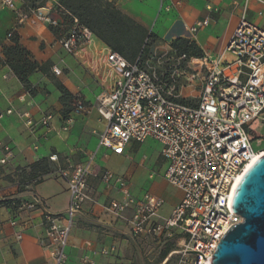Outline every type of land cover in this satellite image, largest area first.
Masks as SVG:
<instances>
[{"label": "built area", "instance_id": "2783aa9c", "mask_svg": "<svg viewBox=\"0 0 264 264\" xmlns=\"http://www.w3.org/2000/svg\"><path fill=\"white\" fill-rule=\"evenodd\" d=\"M18 1L1 2L14 13L15 29L28 19L18 7ZM163 1L160 0V7ZM241 1L239 21L220 53L216 56L204 53L201 57L181 54L179 57L193 72L190 80L197 77L199 82L197 99L190 103L179 100L173 78L167 83L155 70L146 68L139 57L130 62L108 47L104 49L105 63L113 73V81L94 104L105 123L98 135V146L114 155H123L132 143L154 141L160 146L159 156L165 166L162 177L180 190L182 197L170 216L159 221L158 210L163 201L150 193L135 197L124 175L107 169L92 173L93 155L86 164L74 168L64 169L56 164L51 174L66 184L69 194L66 209L59 214L50 213L37 197L21 206L42 211L44 237L40 245L48 251L51 264L68 263L66 249L74 220L86 204L96 203L88 183L90 176L99 178L119 193V198L109 201L105 209L119 218L129 212L130 232L134 238L158 241L161 236H169L174 227L183 230L185 238L177 251L168 254L165 264H211L223 236L243 222L240 215L232 212L231 199L246 168L264 153V149H253L250 134L254 122L264 123V28L250 18V15L264 17V0ZM233 5L237 6L238 0H233ZM207 10H211L210 5ZM29 13L48 26L60 25L53 7L43 6ZM207 24L208 19L197 22L189 33L195 35ZM12 36L13 30L7 34L8 38ZM92 39L93 34L73 18L59 43L66 54L75 56ZM53 73L59 75L60 71L53 69ZM89 110L81 100H75L63 119L61 130L66 132L73 123V116L87 114ZM13 113L10 108L5 115ZM16 115L24 118L30 130L37 125L47 132L51 130L49 114L43 115L38 123H34L28 113L16 112ZM2 116L0 114V118ZM0 148L3 153L0 164H5L13 154L8 146ZM48 159L58 162L56 156ZM154 175L152 172L149 177ZM35 184L36 181L31 183ZM16 238L20 240L21 236L16 235ZM100 253L107 255L109 251ZM80 264L93 262L83 258Z\"/></svg>", "mask_w": 264, "mask_h": 264}, {"label": "crops", "instance_id": "0c3cea01", "mask_svg": "<svg viewBox=\"0 0 264 264\" xmlns=\"http://www.w3.org/2000/svg\"><path fill=\"white\" fill-rule=\"evenodd\" d=\"M60 1L46 0L44 6L54 7ZM109 1L146 28L157 42L194 39L202 54L210 56H216L225 48L239 21L242 7L241 0H238L237 6L233 5V0H164L161 7L160 0ZM1 2L0 59L5 61L3 46L12 45L7 34L13 30V36L30 52L33 60L39 64L50 63L51 71L49 76L39 72L30 75L29 82L34 90L30 94L13 70L7 64H0V114H3L0 118V146H8L13 154L5 164H0V264H51L48 251L40 245L44 237L42 211L27 210L21 206L37 197L44 202L48 212L62 213L69 202L66 184L51 173L36 185L23 187L16 180L20 169L50 156L58 159L57 163H50L52 167L57 164L66 169L87 163L93 155L92 173L107 169L131 181L138 170L133 168L135 165L132 163L136 152V156L141 155L149 161L141 171L145 179L152 181L148 187L144 183L145 193L163 201L158 216L160 219L168 218L180 202L182 193L162 177L165 166L159 156L160 146L151 140L132 143L123 155H114L110 150L99 147L98 135L105 123L94 104L102 91L78 67L76 57L79 52L75 56L66 54L60 39L53 35L49 26L26 12L27 21L15 29L14 13ZM17 5L21 8L22 0ZM209 5L211 10H207ZM54 17L62 25V18L57 14ZM250 18L260 24L259 18L251 15ZM205 19H208V24L195 36L191 35L189 29ZM92 40L106 48L95 36ZM53 69L59 70L60 74L54 76ZM55 82L61 83L73 96L71 106L79 99L90 109L87 114L73 116V123L66 132L61 130L64 109ZM10 108L15 113L5 115ZM16 112L28 113L34 123H38L45 114L51 115V130L47 132L39 125L30 130L25 126L24 118H19ZM146 147L148 154L142 151ZM2 156L0 148V159ZM152 172L155 175L150 178ZM88 183L96 203L86 204L74 220L66 249L67 264H80L83 258L90 259L93 264H165L170 253L168 249V252H138L130 232L129 212L119 218L105 209L109 201L119 198V193L94 176H90ZM4 201L10 202V206L3 205L1 202ZM16 235H20L21 239L18 240ZM102 250L109 253L103 255L100 253Z\"/></svg>", "mask_w": 264, "mask_h": 264}, {"label": "trees", "instance_id": "16d2710c", "mask_svg": "<svg viewBox=\"0 0 264 264\" xmlns=\"http://www.w3.org/2000/svg\"><path fill=\"white\" fill-rule=\"evenodd\" d=\"M58 6L61 17L65 22H68L66 23L67 27H70L73 18H76L82 26L86 27L106 47L130 62L138 57L141 58L156 40V37L149 33L146 28L123 14L112 1L61 0L58 2ZM49 29L56 38L61 39L63 37L59 26H49ZM10 39L12 45L3 46L4 64H7L13 70L28 93L33 94L34 90L29 82L30 75L39 72L49 76L51 64H39L34 61L30 52L20 45L17 37L12 36ZM172 47L180 54H186L190 57L202 56V52L197 48L196 44L187 39H175L172 42ZM55 86L61 93L60 103L64 109L62 115L63 119H65L72 109L73 96L61 83L55 82ZM50 163L49 159H42L28 165L24 169H20L18 172L20 173L19 186L31 185L33 181H36V184L40 183L44 176L53 171L54 167ZM1 203L5 206H10L8 201ZM14 208L16 207L14 206Z\"/></svg>", "mask_w": 264, "mask_h": 264}, {"label": "rangeland", "instance_id": "374dc122", "mask_svg": "<svg viewBox=\"0 0 264 264\" xmlns=\"http://www.w3.org/2000/svg\"><path fill=\"white\" fill-rule=\"evenodd\" d=\"M45 3L46 0H22L21 10L23 13L26 12L27 14H30L29 12L31 10L37 9V7H43ZM53 11L55 14L61 17L58 5H55L53 7ZM62 21L63 24L61 25L59 30L60 32L65 34L69 29L66 24L68 22H65L63 18ZM258 21L260 22L259 26L264 28V18L261 17L258 19ZM172 42L173 41L153 42L150 45L148 51L142 55L140 60L145 63L146 68L155 70L160 76H162L166 80L167 83H170L171 78H173V80H175L174 91L179 93V100H181V102L183 103H190L197 99V96L199 94L197 84L199 82L197 81V77H195L193 80H190L193 72L191 69H189V67H186L187 64L185 61L183 62L179 59L181 54L172 47ZM190 42L195 43L194 39H192V41ZM105 58L106 53L104 52V48L98 43H96L94 40H92L89 44L83 46L76 57V59L79 60L78 67L82 68L83 74H87L90 80L93 83L97 84V86L102 92L108 90L113 81V73L106 66ZM0 60L1 63H4L2 59ZM52 74L54 76H57L54 73ZM250 129V134L253 139V149L255 151L264 149V123L256 121L252 124ZM258 140H260V142H258ZM142 151L145 154H148L149 150L146 147L143 148ZM134 153L135 154H133L132 163H134L135 165L133 166V168L136 167V169H138V173L137 171L136 173L134 172L131 177L132 180H129V184L130 189L132 191L131 193L135 196H141L147 190L146 187H148L152 182L147 178L145 179L144 175L142 174L149 161L143 159V156L141 155L136 156V152ZM19 174L20 173L16 174L17 181H20ZM144 183H146V187ZM90 186L91 185H89V187ZM157 219L159 221L162 220L159 218V216ZM132 238L134 240V244L138 248V252H164L167 249L170 250V252H174L179 249V241L185 238V235L181 228L174 227L170 230L169 236H161L160 240L158 241L152 240V238L144 237L134 238L132 236ZM147 240H150V243H147Z\"/></svg>", "mask_w": 264, "mask_h": 264}, {"label": "water", "instance_id": "95a60500", "mask_svg": "<svg viewBox=\"0 0 264 264\" xmlns=\"http://www.w3.org/2000/svg\"><path fill=\"white\" fill-rule=\"evenodd\" d=\"M231 210L243 222L223 236L211 264H264V153L240 179Z\"/></svg>", "mask_w": 264, "mask_h": 264}, {"label": "bare ground", "instance_id": "6f19581e", "mask_svg": "<svg viewBox=\"0 0 264 264\" xmlns=\"http://www.w3.org/2000/svg\"><path fill=\"white\" fill-rule=\"evenodd\" d=\"M257 159H255L247 168H246V170H245V172L250 168V166L256 161ZM245 174V173H244ZM240 178H242V177H240ZM240 180V179H239ZM239 182V181H238ZM237 185H238V183H237Z\"/></svg>", "mask_w": 264, "mask_h": 264}]
</instances>
